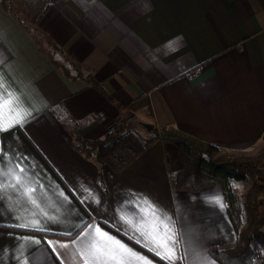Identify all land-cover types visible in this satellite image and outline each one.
I'll list each match as a JSON object with an SVG mask.
<instances>
[{
  "label": "crops",
  "instance_id": "0c3cea01",
  "mask_svg": "<svg viewBox=\"0 0 264 264\" xmlns=\"http://www.w3.org/2000/svg\"><path fill=\"white\" fill-rule=\"evenodd\" d=\"M68 59L106 94L70 77ZM17 115L0 131V264H104L95 248L109 242L97 229L150 264H221L210 249L236 238L222 189L175 188L174 144L154 142L115 172L74 137L102 138L132 119L254 147L264 133V0H50L38 31L0 0V122ZM157 216L174 229L171 261L142 235L166 234Z\"/></svg>",
  "mask_w": 264,
  "mask_h": 264
},
{
  "label": "trees",
  "instance_id": "16d2710c",
  "mask_svg": "<svg viewBox=\"0 0 264 264\" xmlns=\"http://www.w3.org/2000/svg\"><path fill=\"white\" fill-rule=\"evenodd\" d=\"M4 2L28 28L36 31L50 7V0ZM68 61L75 72L72 75L71 69L65 70L70 77H84L106 94L89 71L82 74L83 65ZM107 97L111 99V96ZM135 122L117 119L115 126L98 139L75 136V148L97 166H108L116 172L133 162L154 142L174 144L180 158V168L172 175L175 188L197 191L217 184L222 189L236 238L232 243L212 247L211 255L221 264H260L264 253L254 244L264 245V133L260 148L253 154H243L203 141L174 126L142 129ZM247 179L250 186L241 197L233 182ZM243 221L246 222L244 227L241 226Z\"/></svg>",
  "mask_w": 264,
  "mask_h": 264
},
{
  "label": "snow or ice",
  "instance_id": "6c2138e0",
  "mask_svg": "<svg viewBox=\"0 0 264 264\" xmlns=\"http://www.w3.org/2000/svg\"><path fill=\"white\" fill-rule=\"evenodd\" d=\"M22 118L17 115V118L11 122V123H3L0 122V131H7L10 127L14 126L16 123H21ZM22 172L23 169H20ZM17 183L20 181V177H16ZM152 208L153 214H156L155 206L149 205ZM157 219L160 220V224L163 225V228L165 229L164 235L161 234H153L151 232L149 233H142V235H145V238L147 240H150L153 247L149 250L155 251V254L160 256L161 259L171 261L174 258V248L173 245L175 243L174 239V229H172L169 224L164 219H160L159 216H157ZM98 234L100 237H102L104 240L108 241L109 244L107 247H96L95 251L100 254V256H103L104 264H125L124 257H130L132 259H139L142 261V264H150V262L146 261V259L139 257V254L132 252L131 249H128L127 246L123 245L119 241H116L114 238L109 237L107 234L101 232L99 229H97ZM99 258V257H98Z\"/></svg>",
  "mask_w": 264,
  "mask_h": 264
},
{
  "label": "rangeland",
  "instance_id": "374dc122",
  "mask_svg": "<svg viewBox=\"0 0 264 264\" xmlns=\"http://www.w3.org/2000/svg\"><path fill=\"white\" fill-rule=\"evenodd\" d=\"M137 129H139V128H137ZM87 140H90V139H87ZM91 140H93V139H91ZM261 144H262V139H260V141L254 147H252L250 149L243 150V151H238L237 153L253 154L260 148ZM233 185H234V187H236L238 195L243 197V195L246 193L247 189L250 186V180L247 179V180H243V181H236V182H233ZM245 225H246V222L243 221L241 226L244 227ZM254 247L261 249L262 252L264 253V245L255 243Z\"/></svg>",
  "mask_w": 264,
  "mask_h": 264
},
{
  "label": "water",
  "instance_id": "95a60500",
  "mask_svg": "<svg viewBox=\"0 0 264 264\" xmlns=\"http://www.w3.org/2000/svg\"><path fill=\"white\" fill-rule=\"evenodd\" d=\"M151 128V126L148 127V129Z\"/></svg>",
  "mask_w": 264,
  "mask_h": 264
}]
</instances>
